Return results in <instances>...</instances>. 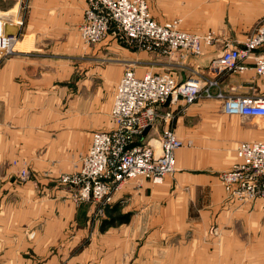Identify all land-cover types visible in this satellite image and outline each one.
Instances as JSON below:
<instances>
[{
    "label": "crops",
    "instance_id": "1",
    "mask_svg": "<svg viewBox=\"0 0 264 264\" xmlns=\"http://www.w3.org/2000/svg\"><path fill=\"white\" fill-rule=\"evenodd\" d=\"M184 2L202 10L204 24L210 22V16L217 24V29H210L216 40L210 46L201 42V55L188 60L131 47L111 32L98 44H83L76 26L82 22L85 0H25L6 9L13 10V16L19 12L6 31L2 30L16 36L14 50L10 55L0 52V264H76L82 258L73 257L72 250L89 229L90 206L74 205L58 179L79 169L93 133L113 127L110 106L126 70L137 76L148 71L170 72L177 81L185 80L192 67L206 72L225 42L242 44L264 22V0H188L179 4ZM148 6L156 20L149 2ZM227 6L233 15L222 17ZM18 20L21 25L16 24ZM204 30L184 32L200 36ZM218 80L220 91L227 96L264 92V77L252 70L244 75H221ZM157 110L169 111L173 118L149 128L142 142L155 141L171 129L182 142L174 155V172L159 185H123L115 195V205L121 214H130V221L104 234L98 223L91 224L93 239L104 235L103 246L98 251V246L90 244L85 249V264L96 255L101 264H135L140 258L148 262L154 250L174 248L175 236L187 231L194 210L203 224L225 214L234 218L239 212L249 224L255 214L263 216L256 227L262 233L264 257V198L230 204L218 178L236 161L239 143L264 138V119L226 115L218 100L191 105L179 100ZM22 170L28 172L25 180L20 178ZM208 230L196 225L201 238ZM235 230L229 231L234 242ZM142 238L141 246L138 241ZM158 239H166V246L154 247ZM177 243L179 249L188 245ZM216 243L217 237H212L208 243L200 240L197 247L204 252L206 246L215 248Z\"/></svg>",
    "mask_w": 264,
    "mask_h": 264
},
{
    "label": "built area",
    "instance_id": "2",
    "mask_svg": "<svg viewBox=\"0 0 264 264\" xmlns=\"http://www.w3.org/2000/svg\"><path fill=\"white\" fill-rule=\"evenodd\" d=\"M82 22L77 26L85 45L100 43L108 32L131 47L148 53L180 60L199 57L202 44L210 46L213 32L195 35L181 31L179 20L159 24L149 12L146 0H85ZM21 2V0H17ZM13 10L0 17V52L12 54L16 36L5 35L3 27L12 24ZM10 14V15H9ZM21 25V21H17ZM202 42V44H201ZM252 70L264 77V22L258 23L240 45L225 42L221 53L202 73L192 67L185 80L177 81L170 72H144L135 75L126 70L115 88L110 118L113 128L92 134L87 152L80 158L79 169L59 176L58 183L70 192L76 206L89 203V219L107 216V209L117 203L115 195L128 182L138 187L144 182L161 184L174 172V155L182 142L171 129L158 139L143 143L144 133L157 122L167 123L171 112L158 107L175 105L182 100L191 105L199 100H218L229 116L264 119V92L251 96H227L220 91L221 75H244ZM231 168L218 176L228 203L243 205L264 198V141L241 142L236 146ZM20 178H28L22 170Z\"/></svg>",
    "mask_w": 264,
    "mask_h": 264
},
{
    "label": "rangeland",
    "instance_id": "3",
    "mask_svg": "<svg viewBox=\"0 0 264 264\" xmlns=\"http://www.w3.org/2000/svg\"><path fill=\"white\" fill-rule=\"evenodd\" d=\"M180 1H188V0H160V3L158 0H148L151 11L157 16L156 20L158 21L179 20L180 21L179 23H181L180 28L183 29L184 31L199 33L201 31H196V30L204 28L205 30L204 32H202V34L213 32L214 36L216 35L215 31L210 30V29H217L216 20L213 18V16H210L209 18L210 22H208V24H204L205 20H202V18L205 15L201 9L200 10L196 9V7L194 5H190L189 2H184V4L181 3L179 4ZM16 2L17 0H0V17L6 16L7 15L6 12L9 11V10L6 11V9H9ZM24 2L25 0H21V4H24ZM232 12L233 9H229L227 6L223 10L222 17H224V15L229 16L232 14ZM13 18L14 16L12 15L11 19ZM195 18H197L196 23L194 22ZM76 32H77V26H76ZM111 106H112V102H111ZM111 106H110V111H111ZM110 111H109V117H110ZM262 129H264V125H262ZM255 140L264 141V138L255 139ZM83 204H88L89 206H91V204L89 203H83ZM257 213H259V211ZM190 214L191 217L187 224L188 229L185 233L175 236L174 248L172 250H168L166 248L160 250L156 249L154 250V254L153 253L150 254L149 256L150 259L148 260V262L147 260H145V258H140V261L135 264H262V261L264 262V257H261L262 233L261 231H259V228L256 227L257 225L261 224L260 221L263 216L261 215L259 216L258 214H255L253 216L254 219H252L251 223L249 224L248 221L244 220L243 217L244 215L239 212L238 215H234V218L225 214L220 218L215 217L214 221L210 223L203 224L202 220L197 215L196 210L192 212L190 211ZM110 216L111 218L109 219V221H111L116 216V213ZM88 217L86 219V224H88L87 227H89V229L86 231L83 239H79L78 247L72 250V254L74 255L73 257H79V256L82 257V258H78L76 264H85L86 260L84 258V253L86 251L85 249L88 248L90 244L93 243V246L95 245L94 247L98 246L99 249L97 250L100 251V246L102 245L101 238L104 236L101 234H104L110 228L116 229L119 226H121V224L114 223L112 226L105 225L104 227H102L104 219L97 218L95 220V219H89ZM106 218L107 217L105 216V219ZM94 223L99 224V230L101 234L97 235V237L95 236V238L93 239L91 224ZM125 225L127 224L125 223ZM196 225H204L209 227V230L206 232V235H204L202 238L199 235L197 236ZM232 226H235L234 228H236L235 242L233 238L234 235L231 234L230 236L229 233V231L234 230ZM218 230L219 232H217ZM214 231H216L218 234H216ZM141 235L146 236L148 234H141ZM212 237H217V243L215 248L212 247L207 248L206 246L204 252L202 251V249L198 250L197 242L203 240L204 242L208 243L210 238ZM105 240L107 241V239ZM158 240L159 241L154 244V247L166 246V244H164V241L166 239H158ZM144 241H145L144 238H142L138 242H140L142 246ZM179 241L181 242L184 241L185 243H188V245L187 246L183 245V247H180V243H179V247H180L179 249L177 243ZM234 251H235V255H234ZM146 254L148 253H145V255ZM176 258L178 259L176 260ZM87 264H101V259L100 257H98V255H96L94 259L89 258Z\"/></svg>",
    "mask_w": 264,
    "mask_h": 264
},
{
    "label": "trees",
    "instance_id": "4",
    "mask_svg": "<svg viewBox=\"0 0 264 264\" xmlns=\"http://www.w3.org/2000/svg\"><path fill=\"white\" fill-rule=\"evenodd\" d=\"M107 213V218L103 220V226L105 225L107 226H112L114 223H118V224H125L129 222L130 219V214H121L120 212H118V207L117 205H113L112 207H110L109 209H107L106 211ZM114 213H116V216L109 221V219L111 218L110 215H113ZM109 221V222H108Z\"/></svg>",
    "mask_w": 264,
    "mask_h": 264
},
{
    "label": "water",
    "instance_id": "5",
    "mask_svg": "<svg viewBox=\"0 0 264 264\" xmlns=\"http://www.w3.org/2000/svg\"><path fill=\"white\" fill-rule=\"evenodd\" d=\"M6 29H7V26H4V31H6ZM5 35H12V34L5 33Z\"/></svg>",
    "mask_w": 264,
    "mask_h": 264
}]
</instances>
